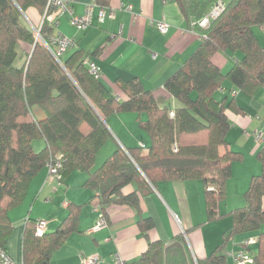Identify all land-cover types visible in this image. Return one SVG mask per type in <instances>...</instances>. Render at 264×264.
I'll return each instance as SVG.
<instances>
[{
	"label": "trees",
	"instance_id": "16d2710c",
	"mask_svg": "<svg viewBox=\"0 0 264 264\" xmlns=\"http://www.w3.org/2000/svg\"><path fill=\"white\" fill-rule=\"evenodd\" d=\"M47 1L0 0V246L5 249L12 232L8 212L25 200L34 177L57 157L62 164L61 178L75 170L88 173L84 186L97 192L95 198L102 211L110 205L133 207L145 237L153 221L141 215L139 192L145 194L159 181L201 180L207 220L219 218L232 164L240 156L229 149L226 140L231 126L228 112L237 111V106L234 99H218L216 91L226 80L243 90L264 87V47L252 29L264 24V0H229L222 14L207 27L198 21L210 0H175L205 38L165 82L179 103L174 116L139 77L117 79L115 86L123 99L90 73L85 61L100 57L105 42L93 51L77 49L59 61L51 41L57 27L44 17L52 12ZM31 7L42 16V41L25 19ZM237 51L243 56L226 73L213 62L217 52ZM118 112L146 113L147 120L139 118L138 125L149 135L151 144L147 149L119 145L95 169L97 153L112 135L107 121ZM39 140L45 146L36 150L34 144ZM258 159L262 171L251 177L245 192L247 204L231 212L233 225L225 236L258 231L253 264H264V148ZM131 185H136L135 189L126 192ZM68 209L67 220L54 232L36 235V221L27 222L22 243L24 264H48L53 252L78 229L80 205L71 202ZM125 264L234 263L219 251L195 260L185 235L180 234L167 244L149 241L139 259Z\"/></svg>",
	"mask_w": 264,
	"mask_h": 264
},
{
	"label": "crops",
	"instance_id": "0c3cea01",
	"mask_svg": "<svg viewBox=\"0 0 264 264\" xmlns=\"http://www.w3.org/2000/svg\"><path fill=\"white\" fill-rule=\"evenodd\" d=\"M91 2L93 0L72 1L70 10L56 16L57 32L75 41L64 57L77 49L93 51L105 42L104 52L100 57H93L92 62L99 66L100 80L108 88L118 94L115 86L118 78L131 80L139 77L161 105L176 109L179 103L167 91L165 82L200 46L204 33L193 27V20L184 16L175 0H101L103 4L96 2L93 8L91 25L84 30L75 28L70 23L71 18L74 15L82 16L86 5ZM213 2L210 0L206 13ZM100 6L112 8L114 17L100 20ZM129 7L131 9L128 10ZM26 14L25 19L39 27L42 22L40 12L31 7ZM157 20H164L170 25L166 34L155 26ZM252 29L259 44L264 47V24L255 25ZM242 56L240 51L217 52L212 59L226 73ZM118 95L124 99L123 94ZM216 96L218 99L225 97L227 101H235L238 110L228 112L231 126L226 140L229 149L240 156V160L232 164L225 199L219 206V218L207 220L205 187L201 180L159 181L145 194L139 192L141 215L153 221V227L145 237L137 223L139 213L133 207L110 205L105 212L101 210L95 198L97 192L84 186L87 172L75 170L63 179L49 175L45 165L32 180L25 200L8 212L12 222V232L5 243L8 254L16 261H23L22 243L27 222L45 219L48 221L46 233L54 232L63 220H67L68 206L74 202L80 205L81 210L78 229L69 234L63 245L53 252L48 264H84L83 258L93 254L101 257V264H118L116 256H120L124 263L132 262L142 256L149 241L167 244L180 234L185 235L195 260L219 251L232 261L229 254L241 249L254 257L258 248V231L238 233L231 237L225 234L233 225L231 212L247 204L245 192L251 177L262 171L258 152L264 148V87L243 90L226 80L225 86L216 91ZM139 118L146 121L148 116L146 113L118 112L109 117L107 123L117 140L112 144L110 138L103 145L105 147L109 143L105 151L102 152L103 147L99 150L95 169L119 145L124 148L143 146L145 149L150 146L148 136L136 128L126 130L122 124L127 119L138 123ZM135 187L128 186L125 191H132ZM262 207L264 209V196ZM103 215L107 226L93 231V226ZM249 239L254 242L247 244Z\"/></svg>",
	"mask_w": 264,
	"mask_h": 264
},
{
	"label": "built area",
	"instance_id": "2783aa9c",
	"mask_svg": "<svg viewBox=\"0 0 264 264\" xmlns=\"http://www.w3.org/2000/svg\"><path fill=\"white\" fill-rule=\"evenodd\" d=\"M75 0H48L47 1V9L51 8L52 12L50 14L45 13L44 17L46 16L49 21L55 22V27H57V21L54 20L58 13L65 12L67 10H70V3ZM96 4V1L93 0V2L89 3L85 7V12L82 16L74 15L71 18L70 23L77 29L84 30L86 29L92 22V14H93V8ZM226 8V2L224 0H214L213 5L207 13H205L198 21L199 25L203 27H207L211 24L213 20H215L218 16L222 14V12ZM131 9V7L128 8V10ZM57 14V15H56ZM98 17L100 20H104V18L114 17V10L112 8L107 9L106 7L100 6L98 10ZM29 23V22H28ZM43 24V20L39 27L33 26L31 23L29 25L31 26V30L37 31L36 37L38 40L42 41L40 29ZM155 26L158 28V30L166 34L169 31L170 25L165 22L164 20H157L155 22ZM34 32V31H33ZM205 38V36H204ZM51 41L52 44L55 45V50L52 49L53 55L60 61L61 57L65 55L66 51L71 47L74 46L75 41L68 36L58 33L55 31L51 35ZM87 66L89 67V71L92 75H94L96 78L100 79L101 77V70L99 66L94 62H87ZM170 116H174V110H170L169 112ZM259 136H261V133H259ZM48 168L49 175L51 176H57L60 177V168L62 166L61 160L59 157H57L55 160L51 159L46 164ZM210 189V188H208ZM47 225L48 221L45 219H38L36 220L35 224V233L36 235H42L47 231ZM107 226V220L103 216L100 217V219L97 221V223L93 226L92 230H100ZM254 240L249 239L247 240V244L253 243ZM229 257L231 258L232 262L234 264H253L254 257L249 254L246 250L241 249L237 252H231L229 254ZM116 260L118 264H125L120 258V256H116ZM84 264H101V257L98 254H93L89 256H85L83 258ZM0 264H24L23 261L19 262L13 259L7 252L6 249L0 246Z\"/></svg>",
	"mask_w": 264,
	"mask_h": 264
},
{
	"label": "rangeland",
	"instance_id": "374dc122",
	"mask_svg": "<svg viewBox=\"0 0 264 264\" xmlns=\"http://www.w3.org/2000/svg\"><path fill=\"white\" fill-rule=\"evenodd\" d=\"M28 24V26L29 27H31L30 25H29V23H27ZM34 31V34H37V31H35V30H33ZM38 35V34H37ZM224 72V71H223ZM121 114H123V113H121ZM123 125H124V129H126V130H129V129H132V128H136L139 132H141V133H143V135H145V136H148V138H149V135L146 133V132H144L143 130H141L140 128H139V126H138V123H133V121H131V120H129V119H127V120H125V122H123L122 123ZM108 126H109V124H108ZM109 128H110V126H109ZM110 130H111V128H110ZM111 132H112V135H111V141H109V142H111L112 144H115V140H117V138H116V136H114L115 134V132H113L112 130H111ZM131 135V134H130ZM109 138V139H110ZM108 139V140H109ZM149 140H150V138H149ZM38 144H40V145H42V147H44L45 146V143H44V141H42V140H39V141H36L35 142V144H34V147H35V149L37 150V149H39V145ZM109 143H107V145L106 146H109L108 145ZM106 146L105 147H103V151L102 152H104L105 151V148H106ZM113 152V151H112ZM101 154V153H100ZM100 157H101V155H99ZM105 159V158H104ZM104 161V160H103Z\"/></svg>",
	"mask_w": 264,
	"mask_h": 264
}]
</instances>
